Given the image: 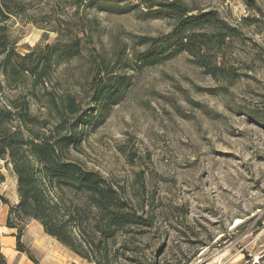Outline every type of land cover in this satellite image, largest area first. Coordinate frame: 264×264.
Here are the masks:
<instances>
[{
    "label": "rangeland",
    "instance_id": "rangeland-1",
    "mask_svg": "<svg viewBox=\"0 0 264 264\" xmlns=\"http://www.w3.org/2000/svg\"><path fill=\"white\" fill-rule=\"evenodd\" d=\"M119 1L125 10L99 9L89 0H6L11 12L5 20L15 50H34L29 63L48 52L45 44L55 43L60 32L59 53L65 42L81 36V52L61 54L48 68L45 85L54 93L78 90L86 101L101 56L110 69L104 77L129 76L116 102L106 109L95 105L79 150L72 151L120 185L134 205L153 213L151 226L128 228L113 249L120 255L132 247L135 252L126 255L154 264H264V0H184L217 9L244 33L221 52L230 70L217 76L185 51L136 64L141 36L162 35L171 22L147 12L143 0ZM30 90L36 92L30 109L44 118L48 94L32 88L28 75L5 86L0 99L29 96ZM2 171L5 254L16 249L8 234L17 228L5 221L18 195L10 166ZM20 239L39 263L41 258L44 264H92L34 218L22 223Z\"/></svg>",
    "mask_w": 264,
    "mask_h": 264
},
{
    "label": "trees",
    "instance_id": "trees-1",
    "mask_svg": "<svg viewBox=\"0 0 264 264\" xmlns=\"http://www.w3.org/2000/svg\"><path fill=\"white\" fill-rule=\"evenodd\" d=\"M119 2L89 0L99 9L125 10L126 6ZM143 2L147 12L168 18L171 27L162 35L141 36L144 47L134 53L136 64H152L185 51L212 76L230 70L222 54L233 39L244 38L238 24L227 21L215 8L194 7L184 0ZM10 12L6 0H0V92L20 74L31 77L32 88L40 86L48 94L44 118L30 109V96H36L34 90L29 91V96L21 93L0 99V181L4 179L2 166L9 165L15 175L18 201L10 205L5 222L17 228L16 249L41 264L20 239L22 223L34 218L47 234L92 264H154V260L146 263L136 255H126V250L135 252L132 247H124L120 255L113 249L128 228L151 226L153 213L134 205L120 185L72 155V151L79 150L82 127L93 116V110L101 106L106 109L116 102L129 76L124 73L114 80L104 77L110 69L101 56L102 65L89 82L86 101L78 90H48L45 83L49 66L61 54L69 57L81 52V36L76 34L70 43L65 42L59 53L60 32L55 43L45 44L49 51L29 63L34 50L21 54L10 40L5 23ZM0 201L8 203L2 194ZM0 264H7L1 249Z\"/></svg>",
    "mask_w": 264,
    "mask_h": 264
},
{
    "label": "crops",
    "instance_id": "crops-1",
    "mask_svg": "<svg viewBox=\"0 0 264 264\" xmlns=\"http://www.w3.org/2000/svg\"><path fill=\"white\" fill-rule=\"evenodd\" d=\"M8 241L12 242V243L15 242V237H14V235H12L11 231L8 234ZM0 249L2 251L4 249V246H2L1 243H0ZM17 251L18 250L14 249V251L9 250L8 253L5 252L6 259H7V264H15V261H17V264H35L24 252H22V251L17 252ZM13 260H14V262H13ZM39 261H41V263L44 264V262H43V260H41V258L39 259Z\"/></svg>",
    "mask_w": 264,
    "mask_h": 264
}]
</instances>
